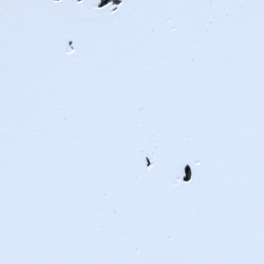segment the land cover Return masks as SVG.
Here are the masks:
<instances>
[{"label": "snow or ice", "instance_id": "snow-or-ice-1", "mask_svg": "<svg viewBox=\"0 0 264 264\" xmlns=\"http://www.w3.org/2000/svg\"><path fill=\"white\" fill-rule=\"evenodd\" d=\"M0 264H264V0H0Z\"/></svg>", "mask_w": 264, "mask_h": 264}, {"label": "trees", "instance_id": "trees-1", "mask_svg": "<svg viewBox=\"0 0 264 264\" xmlns=\"http://www.w3.org/2000/svg\"><path fill=\"white\" fill-rule=\"evenodd\" d=\"M116 2H118V0H116Z\"/></svg>", "mask_w": 264, "mask_h": 264}, {"label": "water", "instance_id": "water-1", "mask_svg": "<svg viewBox=\"0 0 264 264\" xmlns=\"http://www.w3.org/2000/svg\"><path fill=\"white\" fill-rule=\"evenodd\" d=\"M118 2H119V0H118Z\"/></svg>", "mask_w": 264, "mask_h": 264}]
</instances>
